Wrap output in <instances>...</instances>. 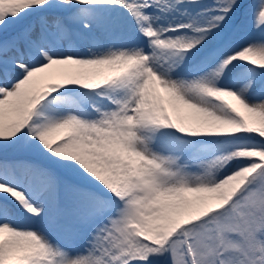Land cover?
<instances>
[{
	"label": "snow or ice",
	"instance_id": "6c2138e0",
	"mask_svg": "<svg viewBox=\"0 0 264 264\" xmlns=\"http://www.w3.org/2000/svg\"><path fill=\"white\" fill-rule=\"evenodd\" d=\"M0 264H264V0H0Z\"/></svg>",
	"mask_w": 264,
	"mask_h": 264
}]
</instances>
